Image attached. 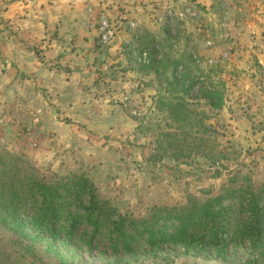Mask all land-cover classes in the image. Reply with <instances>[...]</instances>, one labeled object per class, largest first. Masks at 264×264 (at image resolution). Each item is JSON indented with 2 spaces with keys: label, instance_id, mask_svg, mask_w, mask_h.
<instances>
[{
  "label": "rangeland",
  "instance_id": "obj_1",
  "mask_svg": "<svg viewBox=\"0 0 264 264\" xmlns=\"http://www.w3.org/2000/svg\"><path fill=\"white\" fill-rule=\"evenodd\" d=\"M151 42L162 62L154 69L145 54ZM174 76L189 90L190 109L215 129L193 131L204 145L187 154L159 137L167 114L156 103ZM200 76L223 96L222 109L197 99ZM216 152L222 160L214 164ZM74 175L93 182L118 215L155 217L168 234L180 224L163 220L161 209L189 208L244 184L260 191L264 0H0V190L30 232L20 236L0 221V264H264L246 241L226 257L140 241L127 252L105 231L91 241L87 223L74 243L61 233L51 251L29 222L66 228L85 212L65 205L58 217L40 216L26 184L30 176L51 185Z\"/></svg>",
  "mask_w": 264,
  "mask_h": 264
},
{
  "label": "trees",
  "instance_id": "obj_2",
  "mask_svg": "<svg viewBox=\"0 0 264 264\" xmlns=\"http://www.w3.org/2000/svg\"><path fill=\"white\" fill-rule=\"evenodd\" d=\"M146 47L149 68L154 69L157 62L154 56L155 48L152 42ZM157 64L162 65V62L159 61ZM155 73L159 74V70H155ZM202 79L204 78L201 76L193 79L195 83L201 85L197 99L204 100L212 110L222 109L223 96L219 95L214 87L205 86ZM182 84L178 76H174L172 80L165 78L163 85L161 81L162 86L156 104L159 112L167 114L165 119L167 129L162 130L159 137L163 138L168 150L187 154L195 147L200 148L204 145V140H197L193 131H196L197 135L205 136L215 132V129L206 124L205 115L190 109L191 104L187 100L190 93L189 90H184ZM195 141L199 143L195 145ZM219 156L216 152L210 159L215 164L222 160ZM231 182L234 185L236 181ZM26 187L31 197L35 198L36 204L40 205L38 210L40 216L58 217L59 210L65 205L76 209L80 206L85 212V220H78V217L67 220L70 224L66 228L58 226L60 220H39L38 217L37 220L29 222L33 232L37 233L36 238L43 240V233L48 236L51 240L49 243L51 251L54 250L61 233L68 243H74L83 223H87L93 231L91 241L105 231L116 248L121 244L127 252L140 241L147 246H157L161 243L186 245L194 247L198 253L209 250L218 257H226L229 248L240 247L246 241L253 249L260 251L259 259L264 261V184L258 192L254 191L250 184H244L238 189H228L225 196L215 200L191 203L189 208L159 210V216L163 214V220L173 219L179 222L180 227L174 228L171 234L158 228L157 221H150L156 220L155 217L149 218V221H136L118 215L109 202L99 197L93 182L85 175H74L66 178L64 182L51 185L46 184L38 176H30ZM4 200L10 204L13 202L12 197L7 198L0 190L1 223L12 228L18 235L30 238V232L25 225L26 220H16L17 208L6 206ZM234 200H238L239 210L232 209ZM227 201L231 202L226 204ZM237 216H240V219H236ZM148 223L152 224L148 226ZM41 227L45 230L38 232L37 229Z\"/></svg>",
  "mask_w": 264,
  "mask_h": 264
}]
</instances>
